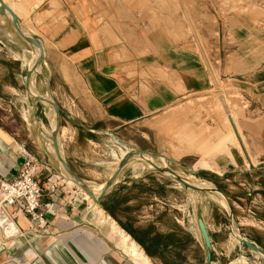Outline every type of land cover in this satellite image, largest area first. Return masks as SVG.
Here are the masks:
<instances>
[{"label": "crops", "instance_id": "1", "mask_svg": "<svg viewBox=\"0 0 264 264\" xmlns=\"http://www.w3.org/2000/svg\"><path fill=\"white\" fill-rule=\"evenodd\" d=\"M32 34L44 46L45 66L50 63L55 70L46 74L62 109V154L96 192L104 188L120 160L101 159L95 149L98 138L105 135L114 143L119 140L129 149L140 148L125 136L138 122L170 107L185 93L202 92L210 86L201 60L162 32L151 33L139 42L135 38L125 47L129 51L139 46L147 50L134 59L129 58L130 68L135 66L136 69L130 72L123 71L126 65L115 57L123 54L121 47H117V43L106 44L104 33L90 25L88 28L69 23L52 26L47 45L37 33L32 31ZM234 57L232 75L249 76L250 90L264 97V58H254L255 54L247 47L239 48ZM23 59L0 56V177L11 181L17 178L27 160L35 162V176L44 190L41 210L45 225L39 226L20 204L12 206L17 233L9 236L8 232L7 237L0 229V264H154L153 261L161 262L160 258L177 256L184 238L180 240L176 230L180 226L186 229L179 218H175L176 225L163 230L161 217L171 206L179 210V201L170 203V189L184 193L187 188L152 169L144 160L135 158L121 171L102 204L91 202L78 186L70 184L60 173L54 148L51 149L53 114L50 108H45L49 126L44 128L37 119L41 105L35 106L26 91L29 67ZM14 65L19 66L17 74L10 70ZM139 65L144 70H156L155 75L146 80L145 92L138 73ZM33 87L39 94L49 93L48 82L43 77H36ZM262 107L264 109V104ZM97 114L99 119L92 120L91 116ZM236 129L240 136L239 127ZM233 155L234 160L224 165L220 163L224 166L221 176H217L215 170L202 171L205 177H219L226 183L224 191L233 203L238 226L239 211L249 220L248 225H264V153L258 155V164L248 154V165L239 152ZM171 166L185 175L181 170L183 164L172 163ZM148 177L158 181L156 186L148 182ZM103 203L109 206L112 215ZM226 217L228 219V214ZM207 227L209 229L210 225ZM243 233L264 249L260 238ZM210 236L214 258L217 243L211 233ZM171 237L176 243H170ZM230 237L237 243L231 234ZM193 238L196 239L194 235Z\"/></svg>", "mask_w": 264, "mask_h": 264}, {"label": "rangeland", "instance_id": "2", "mask_svg": "<svg viewBox=\"0 0 264 264\" xmlns=\"http://www.w3.org/2000/svg\"><path fill=\"white\" fill-rule=\"evenodd\" d=\"M4 1L19 16L21 13L25 29L37 33L46 45L49 44L47 35L50 28L55 25L69 23L85 28L90 25L94 29L101 30L106 37V44L117 43V47L123 50L122 55L115 57L126 65L123 71L127 72L136 71L135 66L130 68L129 58L134 59L147 52L140 46L129 51L125 47H128L130 41L135 38L137 41L144 40L147 35L154 32L164 33L170 41L195 54L201 60L209 77L210 86L202 92L185 93L170 107L141 120L135 129L125 134L127 139L140 148L147 147L176 157L184 163L181 170L191 178H194L190 171L191 167L194 170H215L217 176L222 175L220 173L224 171L222 165L226 161L234 160V155L232 158H226L221 150L215 151V148L225 149L228 140L235 145L232 147L234 154L239 152L247 165L248 154L253 162L258 164V155L264 153L262 107L264 97L260 98L257 96V91L250 90L249 76L235 77L232 72L234 61L236 62L234 54L239 48L247 47L255 54L254 58H264V0ZM11 41L14 42L12 45L15 50L26 52L21 57H24L26 66L32 67L35 63L33 51L15 33L9 19L0 14V56L11 60L21 58L19 56L16 58L6 46ZM245 43L249 44L245 46ZM142 68L138 66V73L145 81H141L142 90L145 92L146 80L154 76L156 70ZM10 70L17 74L19 66H11ZM51 71L55 72L53 65L49 63L43 72L50 74ZM157 72L159 74L161 70ZM237 79L243 82L239 83ZM38 87L41 89V86ZM42 90L45 91V88ZM45 108L48 107L41 105L37 116L44 128L49 126ZM99 117L98 114L91 116L92 120H98ZM231 117L236 123L232 122ZM235 126L239 127L240 136ZM108 138L102 135L97 139L95 149L101 159L106 161L113 158L120 159L130 150L119 140L114 143ZM197 147L207 149L209 152L214 151L208 155L201 154L197 151ZM60 173L67 180L62 170ZM201 177L197 178L203 184H213L223 191L226 190L227 186L223 179L219 180V177L213 178L209 175ZM147 179L151 185L156 186L155 183H158L155 179L151 181L152 177ZM169 195L170 203L176 204L179 201L180 206L179 210L171 206L164 211L161 217V229L173 228L176 225L175 218H179L186 230L180 226L176 232L180 240L184 238V243L181 245L182 250L176 252L177 256L160 258L161 262L153 261L154 264H205L204 240L196 219L199 208L203 212L206 224L210 225L209 233L217 243L213 261L227 264L235 258H240L234 261V264H264L254 253L237 246V243L231 239L227 213L218 198L213 195L205 197L188 188L184 193L170 189ZM90 201L94 202L93 199ZM238 215L239 230L264 242V225L258 223L248 225L249 220L244 218L241 211ZM6 223H9V236L15 235L16 224L13 221ZM4 225L5 223L1 224Z\"/></svg>", "mask_w": 264, "mask_h": 264}, {"label": "water", "instance_id": "3", "mask_svg": "<svg viewBox=\"0 0 264 264\" xmlns=\"http://www.w3.org/2000/svg\"><path fill=\"white\" fill-rule=\"evenodd\" d=\"M0 14L5 16L12 24L15 33L22 38L31 49H38L39 55L37 56L35 63L32 67H29L26 74V91L32 98L35 106L38 104L45 105L47 103L48 108H52L55 117V127L51 123V138L52 144L55 152V156L60 167L65 171V173L71 178V180L77 184L85 193H87L97 204H102L106 199L108 194L112 191L119 174L121 171L135 158H140L152 166L153 169L165 173L170 178L180 183L184 187L191 189L193 191L199 192L205 197L209 195H216L222 197L227 204V214H228V229L231 236L237 241L240 247L249 249L251 252L259 256L264 260V249L261 248L257 243L250 240L243 232L239 230L236 224V215L233 203L231 202L229 196L216 185H199L192 182L191 178L187 175L181 174L172 168L171 164H184L183 162L177 160L174 157L167 156L164 154L152 152L148 149L143 148H131L126 154H124L112 175L105 182L104 188L96 193L95 190L83 180L69 165L68 160L63 156L60 147V131L62 124V109L59 102L56 100L53 94V87L50 77L43 72L45 67V50L43 44L38 38H36L30 31H25L24 22L22 18L4 1L0 0ZM43 77L48 82L49 93L47 95L39 94L35 91L33 87V77ZM44 153L51 158L49 152L42 146ZM161 161V162H158ZM192 176H198L202 170H194L192 167L190 169ZM196 218L198 226L204 240V248L206 252L205 264H213V244L211 236L205 222L203 212L199 208L196 212Z\"/></svg>", "mask_w": 264, "mask_h": 264}, {"label": "built area", "instance_id": "4", "mask_svg": "<svg viewBox=\"0 0 264 264\" xmlns=\"http://www.w3.org/2000/svg\"><path fill=\"white\" fill-rule=\"evenodd\" d=\"M35 165L33 160H27L17 178L11 181L0 177V219L14 222L10 208L20 204L32 220L38 221L39 226L45 225V216L41 210L44 190L35 176ZM2 229L8 237L5 229Z\"/></svg>", "mask_w": 264, "mask_h": 264}, {"label": "bare ground", "instance_id": "5", "mask_svg": "<svg viewBox=\"0 0 264 264\" xmlns=\"http://www.w3.org/2000/svg\"><path fill=\"white\" fill-rule=\"evenodd\" d=\"M14 10V9H13ZM15 11V10H14ZM25 31L27 32V30L25 29ZM14 43V42H13ZM6 45V44H5ZM9 49H10V51L11 52H13V54H15L16 55V57L17 56H19V57H21L23 54H26V52L25 51H23V50H19V51H17V50H15L14 48H13V45H12V42H11V44H8V45H6ZM26 50H28V49H26ZM30 50V49H29ZM32 51H33V53H34V56H33V58L36 60V58H37V56L39 55V50L38 49H31ZM28 52V51H27ZM30 53V52H29ZM46 62V61H45ZM35 83H36V76H34L33 77V85H35ZM43 104H45V105H47V103H43ZM49 112L51 113V114H53V120H52V126L53 127H55V117H54V112H53V109L50 107V109H49ZM231 120H232V122H234V123H236L235 122V120L233 119V117H231ZM37 124V123H36ZM217 127H219V126H217ZM223 127H225V126H223ZM236 127V126H235ZM221 128L222 127H220V130H221ZM196 130V129H195ZM198 130V129H197ZM225 130V129H224ZM200 131V130H199ZM197 132V131H196ZM222 132V131H221ZM202 134V133H201ZM204 136H206V135H204ZM181 137V136H180ZM203 138V137H202ZM205 141V140H204ZM208 141V140H207ZM198 142V141H197ZM229 143V144H228ZM228 143H227V145H226V147H225V149H216L215 148V151H219V150H221V152H222V154L223 155H225L224 157H226V158H232V156H233V151H232V147H234L235 145H234V143L233 142H231V141H229L228 140ZM201 146V145H200ZM192 148V147H191ZM197 151L199 152V153H201V154H210L211 152H213V151H207V149H204V148H202V147H197ZM61 170L63 171V173L67 176V180H68V182L70 183V184H73V185H75V186H78L77 184H75L72 180H71V178L65 173V171L61 168ZM189 178H191V177H189ZM66 179V178H65ZM191 180H192V182H194V183H196V184H199V185H207V184H203L202 182H201V180L200 179H198L197 177H195L194 176V178H191ZM105 186V185H104ZM208 186V185H207ZM79 187V186H78ZM80 188V187H79ZM95 189H97V187L95 188ZM80 190H82L81 188H80ZM83 191V190H82ZM84 192V191H83ZM96 192V191H95ZM96 193H98V192H96ZM84 194L87 196V198L89 199V200H92V198L87 194V193H85L84 192ZM213 196H215L216 198H218L220 201H221V203L224 205V207L227 209V204H226V202H225V200L222 198V197H219V196H216V195H213ZM197 219V218H196ZM3 223H5V225L4 226H1V224H3ZM0 226H1V228H4L5 229V231H6V233H8L9 232V230H8V227H9V223H6V219L4 218V219H0ZM15 228V227H14ZM12 230V229H11ZM13 232V231H12ZM123 232H125V231H123ZM201 236V235H200ZM127 238H129L128 236H126ZM203 242V241H202ZM137 243V242H136ZM136 246V245H135ZM213 262H215V261H213ZM216 263V262H215ZM216 264H218V263H216Z\"/></svg>", "mask_w": 264, "mask_h": 264}, {"label": "trees", "instance_id": "6", "mask_svg": "<svg viewBox=\"0 0 264 264\" xmlns=\"http://www.w3.org/2000/svg\"><path fill=\"white\" fill-rule=\"evenodd\" d=\"M206 173L205 172H201L200 175H205ZM103 207L105 208V210H107L111 215H112V212L109 208V206L106 204V203H103ZM170 243H176V241L171 237V240H170Z\"/></svg>", "mask_w": 264, "mask_h": 264}]
</instances>
